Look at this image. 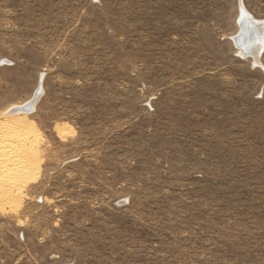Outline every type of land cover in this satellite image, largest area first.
Segmentation results:
<instances>
[{
  "label": "rangeland",
  "instance_id": "obj_1",
  "mask_svg": "<svg viewBox=\"0 0 264 264\" xmlns=\"http://www.w3.org/2000/svg\"><path fill=\"white\" fill-rule=\"evenodd\" d=\"M239 4L264 21V0H0V264H264Z\"/></svg>",
  "mask_w": 264,
  "mask_h": 264
},
{
  "label": "bare ground",
  "instance_id": "obj_2",
  "mask_svg": "<svg viewBox=\"0 0 264 264\" xmlns=\"http://www.w3.org/2000/svg\"><path fill=\"white\" fill-rule=\"evenodd\" d=\"M239 17L237 21L238 32L236 35L232 36V42L237 46L239 55L243 57H250L256 65L259 64V57L264 49V21L254 19L244 8L242 4H239ZM42 78L39 80L38 87L34 95L28 102L24 103L17 108L11 109L9 112H5L8 115L5 120V124L8 127H14L13 130H20L19 122H15L16 116L18 114H28L32 112L35 103L39 99L42 88H41ZM21 124V123H20ZM23 130V129H22ZM21 131V130H20ZM17 136V135H16ZM26 180V179H25Z\"/></svg>",
  "mask_w": 264,
  "mask_h": 264
}]
</instances>
